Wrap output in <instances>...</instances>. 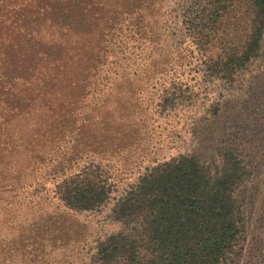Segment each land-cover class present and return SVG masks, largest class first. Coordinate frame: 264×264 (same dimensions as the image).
I'll use <instances>...</instances> for the list:
<instances>
[{"label":"rangeland","instance_id":"374dc122","mask_svg":"<svg viewBox=\"0 0 264 264\" xmlns=\"http://www.w3.org/2000/svg\"><path fill=\"white\" fill-rule=\"evenodd\" d=\"M197 3L0 0L12 25L0 28V264H99L129 186L180 156L217 161L224 146L250 176L235 193L240 235L217 264H264V31L257 55L222 78L208 61L232 33L191 31L183 12ZM164 91L175 100L162 110ZM91 176L104 201L67 204L65 183ZM142 248L108 264L143 263Z\"/></svg>","mask_w":264,"mask_h":264},{"label":"trees","instance_id":"16d2710c","mask_svg":"<svg viewBox=\"0 0 264 264\" xmlns=\"http://www.w3.org/2000/svg\"><path fill=\"white\" fill-rule=\"evenodd\" d=\"M183 13L191 31H211L220 23L231 30L230 38L225 34L228 41L221 44L220 54L208 61L209 69L222 78L257 55L264 31V0H198ZM3 26L7 22L0 20L2 30L12 27ZM4 36L0 34V39ZM170 94L161 93L158 105L162 110L173 106ZM249 176L242 153L232 146L220 148L217 161L210 163L193 155L162 163L115 201L110 213L113 220L122 222L121 229L97 244L96 261L108 264L118 257L133 263L140 244H145L142 250L149 258L139 264L219 263L240 235L241 205L235 193ZM91 178L65 183L63 200L82 210L101 204L109 190Z\"/></svg>","mask_w":264,"mask_h":264}]
</instances>
